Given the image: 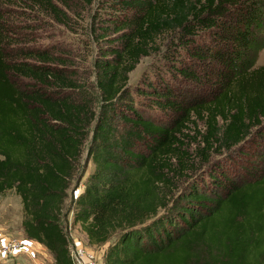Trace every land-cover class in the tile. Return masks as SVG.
Returning a JSON list of instances; mask_svg holds the SVG:
<instances>
[{"label": "trees", "instance_id": "trees-1", "mask_svg": "<svg viewBox=\"0 0 264 264\" xmlns=\"http://www.w3.org/2000/svg\"><path fill=\"white\" fill-rule=\"evenodd\" d=\"M75 1L97 4L100 108L56 48H7L0 9V194L20 197L26 236L74 264L61 217L91 135L74 219L108 245L101 264H264V0Z\"/></svg>", "mask_w": 264, "mask_h": 264}, {"label": "rangeland", "instance_id": "rangeland-1", "mask_svg": "<svg viewBox=\"0 0 264 264\" xmlns=\"http://www.w3.org/2000/svg\"><path fill=\"white\" fill-rule=\"evenodd\" d=\"M27 4L17 0H0L2 14L10 24L9 32L14 34L6 47L9 49L21 46L56 48L63 62L66 63L67 76L76 78L85 86L93 97L96 108H100V91L97 87L94 62L100 47H104L106 43L98 41L92 34V21L98 13L97 4L86 6L70 0L72 8L67 9L61 5L57 15L32 9ZM258 63H264V49L259 55ZM160 65H162L160 53L142 58L130 74V83L142 82L146 74ZM90 139L91 135L70 179L61 223L69 239L71 254L73 251L76 252L78 247L90 245L95 248L99 259L103 261L108 245H91L81 223L74 219L76 209L74 199L83 191L95 168L88 157ZM262 143L264 149V141ZM185 181L184 179L179 181L180 186H183ZM22 218L20 197L14 191L0 194V264H54V253L43 244L26 236L22 227ZM11 243L16 246L11 247Z\"/></svg>", "mask_w": 264, "mask_h": 264}, {"label": "built area", "instance_id": "built-area-1", "mask_svg": "<svg viewBox=\"0 0 264 264\" xmlns=\"http://www.w3.org/2000/svg\"><path fill=\"white\" fill-rule=\"evenodd\" d=\"M10 246L14 247L16 245L11 243ZM72 257L75 261L74 264H101L95 248L90 245L78 247L76 252L73 251Z\"/></svg>", "mask_w": 264, "mask_h": 264}]
</instances>
